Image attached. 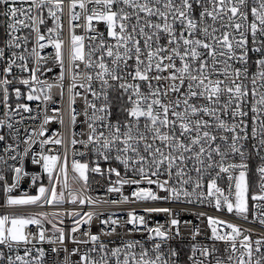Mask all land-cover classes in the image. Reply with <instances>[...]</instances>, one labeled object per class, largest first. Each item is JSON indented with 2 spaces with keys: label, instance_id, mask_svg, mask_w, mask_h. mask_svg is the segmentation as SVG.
Returning <instances> with one entry per match:
<instances>
[{
  "label": "snow or ice",
  "instance_id": "1",
  "mask_svg": "<svg viewBox=\"0 0 264 264\" xmlns=\"http://www.w3.org/2000/svg\"><path fill=\"white\" fill-rule=\"evenodd\" d=\"M25 2L30 7H16ZM63 0H0L4 6L2 15L6 17L7 36L5 42L9 49H20L27 42V37L15 35L20 27H31L36 33V44L44 35L35 25L43 24L39 16H32L33 9H42L45 4L52 5L49 15L54 21L58 20L56 11H61ZM88 5H92L89 9ZM79 7L85 13L86 29L95 31L93 21L106 26V34L110 41L99 34L89 36L93 41L85 52L84 37H71L70 62L80 61L92 71L84 74V88L92 96L89 101L85 97V120L89 129L87 139L77 141L72 139L75 146L81 143L85 148L91 146V151L105 161L113 158L122 164L125 170L138 174L139 179H119L117 183L136 184L147 181L156 184L168 196L161 197L150 189H139L133 192L136 200H179L181 196L192 202V197L198 200L215 198L217 210L226 208L229 213H235L243 219H248L249 199L254 202L252 210L254 218L264 225V156L262 163L256 168L258 190L250 195L248 181L249 164L245 142L256 141L252 148L257 155L264 150V0H72L70 8ZM55 9L56 11H53ZM23 17V18H22ZM72 20L80 19L77 13L71 14ZM31 21L29 24L27 21ZM59 26V25H57ZM54 29H49L53 32ZM23 41V43H22ZM98 41V42H96ZM56 50V60L61 65V80L63 79V60L61 48L63 42L59 39L49 40ZM24 51L28 49L25 47ZM30 55L35 56L37 63L43 59L36 47ZM5 56V48L0 47V59ZM253 56L256 58L253 60ZM17 60L21 63L16 64ZM23 54L14 51L7 59L3 68L4 79H0L3 92L4 107L8 109L9 93L7 85L11 83L7 76L12 73L13 66H18L22 72L30 73L29 79H20L19 83L29 86L27 100L45 101L50 99L46 94L52 85L39 90L32 87L33 83H42L36 73L39 67L29 68ZM130 61L132 63H130ZM255 71H250V66ZM166 73V75H165ZM74 79L79 73H74ZM99 83V90L93 87V82ZM155 81V85L153 84ZM164 81V84L160 82ZM249 84L251 87H249ZM77 87L74 83L72 88ZM146 87V91L144 90ZM71 91V89H70ZM119 101L121 115L115 121L113 116V97ZM21 93L16 90L19 99ZM80 95V93H75ZM250 104V107H248ZM30 111L27 105L17 104L16 110ZM89 110H91L89 112ZM75 110L73 109V112ZM251 112V116H249ZM8 115V112H5ZM122 116V118H121ZM49 118H45V123ZM73 124L76 115L71 116ZM63 122V121H61ZM11 129L13 125L0 119V127ZM249 126L250 131H249ZM31 133L28 134L29 139ZM39 135L43 136L41 130ZM5 136L0 135V141ZM60 144L61 140H44L48 143ZM24 143H28L26 139ZM6 152L15 151L10 147ZM239 161H236V157ZM15 160L16 156L9 157ZM44 171L50 181L60 180L63 174V186L69 189L70 202L80 204L93 203L91 198L85 199L82 194L75 195L68 184V160L64 157L61 163L59 155H41ZM34 163L38 161L33 160ZM59 165V171L53 173ZM15 179L19 180L22 167L13 169ZM71 171L73 179L83 182L87 191L89 171L102 174L99 166L89 168L88 164L73 160ZM109 173L120 177V172L110 168ZM195 173V177L191 173ZM166 176L162 181L159 179ZM156 177L157 179H153ZM207 177V194L203 191ZM4 177L0 176V180ZM226 180L228 194L218 185V181ZM175 181L179 187L172 183ZM191 185V191L186 186ZM15 187V184L12 185ZM117 187H109L108 191H119ZM5 194L11 188L5 186ZM234 191V200L232 199ZM44 198L48 204H59L64 201V192L57 191L53 183L50 189L39 188V195L26 198L7 196L8 205L36 204ZM123 197L121 202H127ZM211 203L212 201L209 200ZM148 213L172 212L168 208H146ZM61 213H56L58 217ZM80 216V213H69ZM86 219H77L71 233L80 230L81 224H90L93 213L84 214ZM39 217H0V245L9 249L13 245L30 243L25 228L37 225L40 230L37 239L45 242L63 245L65 242L64 229L53 224L59 235L55 239L45 236L42 220ZM51 223V221H49ZM107 224L109 221H101ZM110 223L118 226L117 221L110 218ZM127 223L147 228L145 218L137 217L133 212L128 213ZM175 228L179 221L172 219ZM11 225L8 227L7 225ZM211 228L210 239L223 241L226 255H218L212 246L193 245L190 264H264V239L253 241L249 235L242 234L239 227L225 221L209 218ZM225 225L230 232L220 234ZM116 227L112 228V232ZM148 239L155 241L152 247L146 248L140 241H128L119 247L108 249L103 242L97 243L100 237L91 232L82 233L87 240H77L71 237L73 243L88 244L92 247L86 251L73 249L64 257L63 264H73L71 256L79 255L75 264H178V253L169 248L163 251V245L170 239L167 231L161 227L147 228ZM110 235L111 233H104ZM196 232L194 235H198ZM176 235H179L177 230ZM238 237H242L237 240ZM239 245V246H238ZM139 246V252L136 251ZM37 255L32 256V249L26 248L24 256H7V264H43L44 250L37 249ZM60 249L53 247L52 252ZM5 256L0 253V261Z\"/></svg>",
  "mask_w": 264,
  "mask_h": 264
},
{
  "label": "built area",
  "instance_id": "2",
  "mask_svg": "<svg viewBox=\"0 0 264 264\" xmlns=\"http://www.w3.org/2000/svg\"><path fill=\"white\" fill-rule=\"evenodd\" d=\"M72 0H63L61 11H56V16L59 17L58 20L53 19L49 15V9L52 5L45 4L42 9H33L31 15L39 16L44 20L43 24H37L36 27L39 28L40 33L44 35L45 39L40 41L44 44L43 49L39 48L36 44V33L32 32L31 27H20V31L14 33L20 37H27V42L20 49H9L6 47L5 42L9 39L7 36V26L6 17L2 15L4 11V6L0 5V47L5 48V56L0 59V79H4L3 68L7 64V59L11 57L12 52H16L17 55L23 54L26 57V63L29 68L39 67V71L36 73L38 80L42 83H33L31 86L37 89V95H39V90L41 88H46L47 85H52L51 89L47 91V95L50 97L47 101L41 97L38 100H27V95L29 94V86H25L19 83V80L29 79L30 73L22 72L18 66H13L12 73L7 76V79L11 81L7 85L9 93V108L6 109L3 103V92L0 88V119L10 122L13 127L11 129L6 126L0 127V135L5 136L4 141H0V176L4 177L2 179L3 184V199L0 204V212L6 214L7 212H21V213H31L38 217L40 214H45V218L42 220V227L45 230V236L50 239H55L59 233L55 232L53 224L58 228L64 229L65 232V242L63 245L59 242L52 244L45 242H40L37 239L38 232L40 228L37 225H28L25 228V233L28 235L30 243L27 245L21 244L19 247L13 245L9 249L5 245H0V253H3L5 259L0 261V264H7V256H12L15 259L16 255L24 256L25 249H32V256H36L37 249L44 250L43 264H63L65 255V249L70 253L73 249L79 248L81 251H86L92 247L91 243L88 244H76L73 243L71 237L74 236L77 240H87L88 237L83 236L84 232H91L94 235L100 237L97 243L103 242L107 245L108 249L119 247L128 241H140L146 248H151L152 244L155 243L153 240L148 239L147 228L161 227L163 230L167 231L170 239L166 241L163 245V251L168 252L169 248L175 249L178 253L177 261L178 264H190L188 261V256L191 255V248L193 245L198 246H214L217 249L218 255H226L224 252L225 244L223 241H214L210 239L211 228L208 225V219L214 218L225 221L236 225L240 228L242 234L249 235L253 241L256 239H264V225H262L258 218H254L252 210V202L249 199V214L248 219H243L241 216L236 215L234 212L229 213L226 208L217 210L215 207V198H208L204 200H198L196 197H192V202H187V198L181 196L179 200H157V201H145L136 200L133 196L134 191L139 189H150L155 192L158 196L166 197L167 192L161 191L156 184H148L147 181H141L139 185L136 184H123L120 185L117 181L121 178L133 180L139 179L138 174H134L131 170H125L124 166L114 159L115 153H112L113 158L105 161L102 157H99L93 151H91V146L85 148L83 144L77 143L75 146L72 145V139L77 141L86 140L89 129L87 128V122L85 120V97L89 101L93 98L89 92L84 88L79 87L81 83H86L84 80V74L86 72L92 71L87 69L83 63L76 61L74 63L70 62V51H71V37L73 35L83 36L85 52L88 51V46L93 43L88 38L92 35L99 34L105 40H109L106 34V26L102 23H97L93 21V28L95 31H88L86 29L85 13L77 6L75 8H70ZM16 7H24L27 9L30 7L28 2L23 5L16 4ZM92 5H88L90 9ZM77 13L80 15V19L72 20L71 14ZM23 18V17H22ZM31 24V21H27ZM59 25V26H57ZM49 29H54L53 32H49ZM57 40L63 42L61 48L62 60H63V79L61 80V65L56 60V50L49 43V40ZM98 42V41H96ZM23 43V41H22ZM28 51L25 52L24 48ZM36 47L37 52L43 59L39 60L35 56L30 55L31 49ZM256 57L253 56V60ZM21 62L17 60L16 64L19 65ZM130 63H132L130 61ZM255 66H250V71L254 72ZM74 73H79V78L74 79ZM166 75V73H165ZM77 87L72 88L73 84ZM155 81L153 84L155 85ZM164 84V81L160 82ZM93 87L99 90V83L94 81ZM249 87L251 85L249 84ZM19 89L21 95L19 99L16 96V90ZM71 89V91H70ZM147 90L146 87L144 89ZM75 93H80V95H75ZM115 93L112 94L113 97V116L111 119L115 121L118 115H121L119 108V101L115 99ZM25 104L28 106L30 111L24 112L23 109L16 110L17 104ZM250 107V104L249 106ZM73 109L75 110L73 112ZM91 110H89L90 112ZM8 112V115H5ZM76 115L75 124L71 121V116ZM251 116V112H249ZM49 118L48 122L45 123V118ZM122 118V116H121ZM63 121V122H61ZM249 126V131H250ZM44 132V135H39L40 131ZM31 133V138L29 139L28 134ZM28 143H24L25 140ZM59 139L62 141L60 144L48 143L42 145L41 142L44 140L54 141ZM256 141L251 139L246 144L247 152V163L249 164V174L251 189L250 195L258 190L257 181L258 177L256 174V168L262 163L260 156H264V150L260 151L257 155L256 151L252 148V144ZM15 149V151L6 152L7 148ZM41 155H59L61 158V163L64 157L67 156L68 160V184L70 189L75 195H81L87 199L91 198L93 203L80 204L77 200L76 203H71L69 196V189L63 186V174H60V180L57 182L55 179L50 181L48 174L44 171L43 161L40 159ZM10 156H16L15 160L10 159ZM236 161H239L237 156ZM33 160L38 161L34 163ZM73 160L85 163L89 165V168H94L99 166L102 170V174H98L92 171L87 173V191H84L83 182L78 179H73L74 173L71 171V164ZM22 167L23 171L21 173L20 179H15L14 168ZM115 168L120 172V177H117L114 173L110 174L109 169ZM59 171V165L54 171L53 176L55 177ZM195 177V173H191ZM248 174V175H249ZM40 178V181L37 179ZM166 176H162L159 179L162 181L166 179ZM153 179H157L153 177ZM207 177H205V187L203 191L205 196L207 194L206 188ZM55 183L57 191L64 192V201L59 204H48L45 202L44 198H41L36 204H25V205H8L6 203L7 196H12L13 194L18 195H32L35 194L38 187H45L50 189L52 184ZM177 187L178 183L172 181ZM15 184V187L12 185ZM218 185L224 190L225 195L228 194V187L226 180L218 181ZM8 186L11 191L5 194L4 188ZM109 187H117L119 191L109 192ZM189 191H191V185L186 186ZM123 197H128L127 202H121ZM234 198V191L232 199ZM209 200L212 202L210 203ZM168 208L171 210L172 215L168 213H148L145 211L146 208ZM92 212L93 219L90 224H81L80 230L76 233H71V228L75 226V221L77 219H86L85 213ZM133 212L137 217H144L147 228L127 223L128 213ZM61 213L60 216L56 217L54 214ZM69 213H80V216L69 215ZM110 218L117 221L118 226H114L110 223ZM172 219H177L179 221L178 225L174 228L170 221ZM51 221V223L49 222ZM101 221H109V223L104 224ZM116 227V231L112 232V228ZM221 235L228 233L231 229L227 228L225 225H218ZM177 230L179 235H176ZM111 233L110 235H105L104 233ZM198 232V235L194 233ZM242 237H238L237 240ZM239 246V245H238ZM56 247L60 249L58 253L52 252V248ZM139 246H137L136 251L139 252ZM264 251V249H262ZM79 260V255L71 256V261L73 264Z\"/></svg>",
  "mask_w": 264,
  "mask_h": 264
},
{
  "label": "rangeland",
  "instance_id": "3",
  "mask_svg": "<svg viewBox=\"0 0 264 264\" xmlns=\"http://www.w3.org/2000/svg\"><path fill=\"white\" fill-rule=\"evenodd\" d=\"M37 181H40V178L37 179ZM39 188H37V191L35 194H32V195H18V194H13L11 197L13 198H26V197H29V196H37L39 195ZM4 216H9V217H28V216H33V217H38L37 215L35 214H31V213H21V212H7L6 214L0 212V217H4ZM8 227H10L11 225H7Z\"/></svg>",
  "mask_w": 264,
  "mask_h": 264
},
{
  "label": "trees",
  "instance_id": "4",
  "mask_svg": "<svg viewBox=\"0 0 264 264\" xmlns=\"http://www.w3.org/2000/svg\"><path fill=\"white\" fill-rule=\"evenodd\" d=\"M250 177L251 174L248 175V181L251 189ZM2 199H3V184H2V180H0V204L2 203Z\"/></svg>",
  "mask_w": 264,
  "mask_h": 264
},
{
  "label": "water",
  "instance_id": "5",
  "mask_svg": "<svg viewBox=\"0 0 264 264\" xmlns=\"http://www.w3.org/2000/svg\"><path fill=\"white\" fill-rule=\"evenodd\" d=\"M233 200H234V198H233Z\"/></svg>",
  "mask_w": 264,
  "mask_h": 264
}]
</instances>
